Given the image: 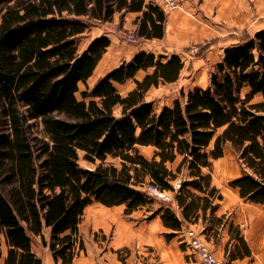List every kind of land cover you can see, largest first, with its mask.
Segmentation results:
<instances>
[{"label":"trees","instance_id":"trees-1","mask_svg":"<svg viewBox=\"0 0 264 264\" xmlns=\"http://www.w3.org/2000/svg\"><path fill=\"white\" fill-rule=\"evenodd\" d=\"M122 11L141 13L137 38L163 37L166 14L144 0H0V118L10 130L0 136L5 264H42L31 251L33 236L42 237L55 264H72L84 250L79 224L85 208L92 202L124 205V215H130L151 206L153 199L141 189L145 178L173 191L172 182L187 172L174 196L183 221L164 206L147 217L160 215L171 231L167 240L184 222H204L222 196L203 170L211 172L225 145L243 166L230 186L244 201L264 206V31L226 48L208 85L181 92L170 107L156 111L146 93L176 82L183 62L145 52L100 78L78 100L79 84L91 77L109 40L96 38L82 52L78 42ZM139 71L150 72L137 81ZM128 80L135 87L122 96L115 85ZM30 120L42 124V137L27 135ZM138 146L153 147L152 158L140 155ZM79 152L85 162L99 164L81 168ZM108 157L119 159L120 167L106 165ZM177 160L175 170L169 168ZM44 228L50 229L49 242ZM236 237L242 251L231 252V259L250 253Z\"/></svg>","mask_w":264,"mask_h":264},{"label":"crops","instance_id":"crops-1","mask_svg":"<svg viewBox=\"0 0 264 264\" xmlns=\"http://www.w3.org/2000/svg\"><path fill=\"white\" fill-rule=\"evenodd\" d=\"M139 17L141 13L138 12H116L112 21L105 24L106 28L108 24L111 25L110 32L104 26L105 31L89 39L84 48L79 50L84 51L96 38L106 37L109 40V46L89 79L95 77L99 80L123 62L130 61L139 52L153 54L161 61L176 55L183 62L181 52L190 46L210 43L213 40L221 42L218 45L223 46L221 51L224 52L226 48L238 44L245 38L264 31V0H185L182 8L166 13L164 35L161 39L137 38L135 22ZM120 19L123 20L124 28L134 31L138 39V43L135 46H129L128 49L120 44V35L116 31L115 26ZM91 31L85 36L91 34ZM149 72L139 71L135 80L141 81ZM129 82L134 86L126 92L127 94L135 87L133 80H128L122 85L116 84V89L117 85L124 86ZM174 83L152 87L146 95L152 89ZM206 86H194L188 91L195 87L204 88ZM167 107L170 106L167 105ZM119 111L120 108H116L115 113L118 114ZM227 147L230 146L225 145L223 157L213 161L211 172L203 170L204 174L211 175L212 185L220 191L222 196L217 210L213 214H208L204 222L201 218L194 224L184 222L182 229L174 232L173 237L167 240L165 234L171 231L163 226L160 215H154L151 219L147 217L164 206L172 210L180 221H183L181 210L175 201L172 200L169 205H165L160 200H153L151 206L138 209L130 215H124V205L106 207L98 202H92L85 208L79 224V238L83 242L84 250L79 252L72 264H199L188 255L183 245V231L187 227H193L200 232L207 240L215 257L224 264H264V206L244 201L239 196V191L230 186V182L240 177L243 170L237 173L235 171L227 179V189H221L213 177L214 165L224 158ZM138 148L152 150L149 158L143 156L147 160L154 155V148L151 146H138ZM178 163L179 160L169 165V168L175 170ZM223 171L221 167L220 174H223ZM186 178L187 172L184 171L175 181L180 183ZM144 182L141 187L143 190L144 186L149 183V179L145 178ZM175 194L176 192L171 193L173 198ZM237 233L243 238L250 253L248 256L231 259V252L237 249L242 251L236 237ZM42 236L46 242H49L50 229L44 228ZM101 236H105L106 239L102 240ZM0 243V264H5L8 248L3 238L0 239ZM122 249L131 251L125 262L119 256V251ZM31 251L41 260L42 264H55L52 253L48 246L43 245L41 236L32 237Z\"/></svg>","mask_w":264,"mask_h":264},{"label":"rangeland","instance_id":"rangeland-1","mask_svg":"<svg viewBox=\"0 0 264 264\" xmlns=\"http://www.w3.org/2000/svg\"><path fill=\"white\" fill-rule=\"evenodd\" d=\"M185 1V0H184ZM184 3V2H183ZM166 14V13H165ZM116 22V21H115ZM118 22V21H117ZM106 23H97L93 27H91L90 31L91 34L82 37L79 42V50H82L86 43L89 42V39L92 37H96L99 34H101L103 31H105L104 26L106 28ZM116 31L119 33V37L121 40V45H123V48L128 49L129 46H135L138 43V39L134 35V31H129V29L124 28L123 20L120 19L119 23H116ZM111 29V25L106 28V30ZM129 35H133L134 39L130 40L128 39ZM243 39V37L241 38ZM221 42H217V40H213L210 43H202V44H196L193 46L188 47L184 52H181V58L183 59L184 63V70L182 71L178 81L171 85L166 86H160L158 89H152L147 95L146 100L149 102H152L153 107L156 111H159L160 108L163 106H171L172 102L175 99H179L181 97V92L185 94L190 88L194 86H206L209 82L210 73L214 70L215 65L217 62L220 61L223 55V46H219L218 44ZM213 46V48H211ZM193 47H197V51H192ZM141 76V75H140ZM139 76V77H140ZM94 79V80H93ZM98 80L95 79V77L90 78L86 84L80 83L79 84V92L76 93V97L78 100H82L81 93L84 91H90L93 86L96 84ZM133 83H127L124 86L117 85L118 92L123 96L126 94L127 91H129L133 87ZM261 97L258 96L255 98V101H260ZM9 125L7 124L6 120L4 118H0V136L5 135L9 133ZM25 131L28 136H38L42 137V124L38 121H28L26 124ZM139 153L142 156H145L146 158H149L152 154L151 149L146 148H138ZM84 153L79 152V160L78 164L81 168L86 169H92L94 166L98 165L99 162H96L95 164H89L84 161L83 159ZM106 165H114L116 167H120L121 161L119 159H112L110 157L107 158L105 161ZM217 166V168H216ZM222 167V170L224 169V173L220 174V168ZM225 170H227V173H225ZM243 166L241 165L240 161L238 160L237 155L235 152L230 148L227 147L225 150L224 158L214 165V172L213 177L215 180V183L221 188V189H227V179L233 175V173L236 171H242ZM230 173V174H229ZM181 175V174H180ZM176 182V181H174ZM172 182V186L173 183ZM150 184V183H148ZM147 184V185H148ZM152 184V183H151ZM146 185V186H147ZM146 186H144L146 188ZM144 190L146 191V189ZM179 191V190H178ZM173 191L172 192H178ZM170 192L171 191H166ZM146 193L151 196L147 191ZM171 195V194H170ZM153 200L161 201V203H164L165 205H169L170 201H165L160 198L151 197ZM172 200L174 201V198L172 196ZM189 228V227H187ZM186 228V229H187ZM185 229V230H186ZM184 230V231H185ZM183 231V233H184ZM200 233V232H199ZM202 235V234H201ZM98 236V235H97ZM96 237V236H95ZM102 240H105V236H101ZM145 252H147L145 250ZM131 251L127 249H122L119 251V256L122 261L125 262V259L130 255ZM136 254V253H135ZM142 258V257H141Z\"/></svg>","mask_w":264,"mask_h":264},{"label":"built area","instance_id":"built-area-1","mask_svg":"<svg viewBox=\"0 0 264 264\" xmlns=\"http://www.w3.org/2000/svg\"><path fill=\"white\" fill-rule=\"evenodd\" d=\"M147 4L158 7L164 13L171 12L182 8L184 0H144ZM128 39L133 40L134 36L129 35ZM197 47H193L192 51H197ZM146 191L151 195L150 197L160 198L165 201H172L170 192L162 191L153 184L146 186ZM174 191L180 189V183H173ZM183 245L188 255L194 258L199 264H224L218 260L207 240L195 228L189 227L184 231Z\"/></svg>","mask_w":264,"mask_h":264},{"label":"bare ground","instance_id":"bare-ground-1","mask_svg":"<svg viewBox=\"0 0 264 264\" xmlns=\"http://www.w3.org/2000/svg\"><path fill=\"white\" fill-rule=\"evenodd\" d=\"M94 80V79H93Z\"/></svg>","mask_w":264,"mask_h":264}]
</instances>
